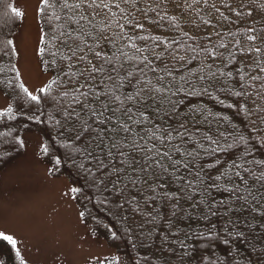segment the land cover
Instances as JSON below:
<instances>
[{
    "label": "trees",
    "instance_id": "obj_1",
    "mask_svg": "<svg viewBox=\"0 0 264 264\" xmlns=\"http://www.w3.org/2000/svg\"><path fill=\"white\" fill-rule=\"evenodd\" d=\"M2 1L0 112L12 113L0 115V169L37 134L48 173L78 189L118 264H264V0H49L39 104L7 43L17 0ZM0 255L21 264L3 240Z\"/></svg>",
    "mask_w": 264,
    "mask_h": 264
},
{
    "label": "rangeland",
    "instance_id": "obj_2",
    "mask_svg": "<svg viewBox=\"0 0 264 264\" xmlns=\"http://www.w3.org/2000/svg\"><path fill=\"white\" fill-rule=\"evenodd\" d=\"M2 3L0 0L3 27L8 18L1 10ZM40 4L41 0L15 2L23 13L13 39L16 68L23 86L33 95L49 78L39 60ZM7 106L0 93V111ZM22 137L23 151L0 169V232L14 237V249L24 264H103L117 258L115 249L95 237L81 218L72 186L65 178L47 172L39 136L29 133Z\"/></svg>",
    "mask_w": 264,
    "mask_h": 264
},
{
    "label": "snow or ice",
    "instance_id": "obj_3",
    "mask_svg": "<svg viewBox=\"0 0 264 264\" xmlns=\"http://www.w3.org/2000/svg\"><path fill=\"white\" fill-rule=\"evenodd\" d=\"M93 4H95V0H93ZM63 6H64V7H69V5H68L67 3H65ZM100 6L107 7L108 5H106V4H103V5H97V7H100ZM116 6L119 7V5H116ZM8 7L11 8V12H12L15 16H22V15H23V13H21L20 11H18L16 8L12 7L11 5H8ZM47 7H55V5L50 4L49 0H41L40 11L43 12V9H44V8H47ZM72 7H80V5H79V4H76V5H73ZM57 18H58V17H57ZM250 39H255V38H254V37H250ZM7 43H8V44H12L13 42H12L11 40H9ZM256 51L259 52L260 49H256ZM96 56L99 57V56H100V53L97 52V53H96ZM108 59H110V58H108ZM262 70H264V69H262ZM129 75H131V74H129ZM109 78L111 79V77H109ZM52 83L54 84L55 81H53ZM51 86H52V85L49 84L46 88H41V89H39V91L42 92V93H47L48 89H50ZM21 88H23L24 92L28 95V97H29L30 100L36 102L37 104L40 103V97H38V96H36V95H33V94H32L31 92H29L28 89L25 88L23 85H21ZM155 91H156V92H160L161 89H160V88H156ZM139 94H140V93H137V95H139ZM237 95H239V93H237ZM115 99L119 100L120 97L117 96V97H115ZM127 99L131 100V99H133V97H132L131 95H128V96H127ZM149 99H154V98H153V97H149ZM121 103H123V101H121ZM128 112L130 113V112H131V109H128ZM11 113H12V108L9 107L6 113H5V112H0V115H10ZM129 119H131V116H129ZM103 123H104V121L101 120V121H100V124L102 125ZM120 129H122L124 132H128V131H130L129 127H127L125 124H121V125H120ZM92 131H95V129H92ZM106 131H111V129H106ZM89 132H90V128H89V126L82 125L80 129L76 130V137H75V138H76V139H80L81 136H82L83 134H85V133H89ZM99 134H100V133H97V135H99ZM168 139H169V140L171 139L170 134L168 135ZM21 143H22V142H21ZM115 146H116V145L114 144L113 147H115ZM132 147H133V149L135 150V149H139V148H141V145H139L138 143H136L135 141H133V145H132ZM43 150H44L45 152H47V147H45ZM146 151L150 152V151H152V149H146ZM157 154L159 155L160 153H157ZM89 155H91V154L89 153ZM162 155L167 156L168 153H163ZM132 159H133V163H139L138 160H135L134 158H132ZM57 163H59V161H57ZM177 163H178V162H177ZM256 163H257L258 165H260L261 163H264V162L256 161ZM236 167H242V166H241V165H236ZM165 170H166V169H165ZM245 171H248V172H249V175L255 176V173H254V172H251L250 170H247V169H245ZM236 176H238L241 180H244V177L241 176L240 172H237V173H236ZM216 179L219 180L220 177L217 176ZM256 179H257V180H264V173H262L261 176L256 177ZM71 191H72V192H77L78 189L73 188V189H71ZM81 216H83V213H81ZM0 240L7 241V243L10 244V245H12L13 248L16 247V243H17V242H16V240L14 239V237H13L12 235H10V234H5L4 232H0ZM19 255H20V254H19V252L17 251V257H18V258H19ZM0 264H2V262H0ZM21 264H24L23 260H21ZM113 264H118V259H117V258H113Z\"/></svg>",
    "mask_w": 264,
    "mask_h": 264
}]
</instances>
